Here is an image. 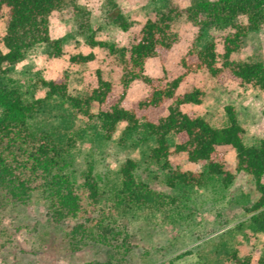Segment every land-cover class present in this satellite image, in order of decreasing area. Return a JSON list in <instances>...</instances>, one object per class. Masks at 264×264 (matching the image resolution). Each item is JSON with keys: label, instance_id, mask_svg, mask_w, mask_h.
I'll use <instances>...</instances> for the list:
<instances>
[{"label": "rangeland", "instance_id": "obj_1", "mask_svg": "<svg viewBox=\"0 0 264 264\" xmlns=\"http://www.w3.org/2000/svg\"><path fill=\"white\" fill-rule=\"evenodd\" d=\"M192 0H75L80 11H54L50 15V34L62 40L64 55L54 56L47 44L29 48L24 58L14 65H6L0 81L17 86L29 99L44 98L46 89L39 78L52 79L66 73L71 95H83L96 84L97 70L112 80L120 92L121 68L115 56L107 49L92 48L88 37L107 41L116 46H127L138 33L148 15L171 5L181 9ZM116 4L132 22L124 31L112 22L110 11ZM7 8H4L6 13ZM246 21V18L241 17ZM180 34L179 41L165 54V70L159 57L149 58L146 73L153 77L178 76L183 69L180 58L187 51L198 29L183 14L174 22ZM6 31V16L0 18V36ZM224 31L208 28L203 31L200 47L209 41L218 43L222 51ZM95 53V59L75 64L72 54ZM238 61L264 62V27L250 30L244 45L234 56ZM204 89L201 104H186L207 118L215 126L226 123L225 106L233 104L238 119L245 129L244 141L258 145L264 139V92L251 85H241L230 76L212 77L207 71L190 74L181 84L179 93L192 87ZM149 87L136 80L128 89L123 106L145 96ZM170 104V102H168ZM98 106H93V112ZM35 132L46 131L61 146L69 150L66 171L83 190L84 174L92 167L99 186L97 203H86L84 219H101L111 223L120 233L113 247L85 240L73 249L68 235L75 222L62 224L53 221L48 203L38 194L26 203H0V264H233L234 252L250 256L253 264L264 256V224L253 220L248 211L258 197L252 178L236 172V152L230 146L225 151L226 168L236 174L232 184L225 187L221 177L208 181L205 186L167 184L170 173L150 159L155 137L143 130L128 132L125 124L107 139L98 119H87L71 106L68 100L54 96L30 119ZM174 148L177 139L169 137ZM127 158L137 161L136 174L161 194L159 202L146 206L123 204L117 206L114 192L120 187V167ZM174 166L186 170L203 171V161L191 162L186 153L170 156ZM95 228V227H92ZM91 227L89 229H92ZM127 240V242H125ZM127 245V248L125 247ZM112 256V257H111Z\"/></svg>", "mask_w": 264, "mask_h": 264}, {"label": "trees", "instance_id": "obj_2", "mask_svg": "<svg viewBox=\"0 0 264 264\" xmlns=\"http://www.w3.org/2000/svg\"><path fill=\"white\" fill-rule=\"evenodd\" d=\"M113 6L110 11L112 22L127 31L132 22L116 4ZM62 10L80 11L75 0H0V18L6 16V31L0 36V73L5 74L6 65L18 63L29 48L41 44L49 45L54 56L64 55L62 40L52 38L50 34V15ZM183 14L198 29L179 60L183 71L173 78L148 75L146 62L152 57H159L166 71L165 54L180 39L174 22ZM211 27L224 31L222 51L218 50L215 40L199 46L203 31ZM261 27H264V0H192L186 9L171 5L151 12L127 46L88 37L92 48L107 49L118 60L120 92L101 70H97L96 84L83 95L68 92L69 76L66 73L52 79L39 78L46 95L38 99H29L17 86L0 81V203L24 204L38 193L48 203L55 223L75 222L68 234L73 249L79 248L86 239L107 247H113V241L118 240L120 233L111 223L96 219L91 225L89 218L83 217L87 211L86 203L94 204L99 199V186L92 167L84 174L81 190L66 171L69 150L48 132H35L31 128L30 119L44 101L60 96L87 119H98L107 139H111L121 123L128 132L143 130L154 136L156 143L150 159L170 173L167 184L171 187H202L217 176L228 187L236 174L226 168L225 151L220 147L230 146L236 152V172L248 174L258 192L248 211L253 213L254 221L264 224V139L258 145L245 143V129L233 104L225 106L226 123L219 127L195 111L183 109L186 104H201L204 89L195 86L179 93L181 84L190 74L203 70L212 77L230 76L241 85H251L264 92V62L234 59L241 52L249 31ZM94 59V52L70 55V61L75 64ZM136 80L144 82L149 91L127 108L123 106V100ZM94 105L98 106L96 113L93 112ZM170 136L177 139L174 148L169 142ZM173 153H186L191 162L203 161L205 169L192 171L174 166L170 159ZM136 169L137 161L133 158H127L121 165L120 187L114 192L117 206L141 207L159 202L161 194L140 181ZM231 259L233 264H253L250 256L241 257L237 252L232 253ZM106 264H112V261ZM257 264H264V256Z\"/></svg>", "mask_w": 264, "mask_h": 264}]
</instances>
